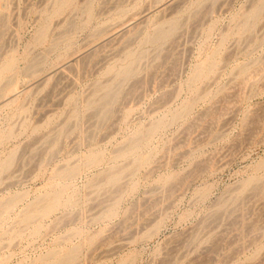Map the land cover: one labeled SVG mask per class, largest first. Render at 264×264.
<instances>
[{"label":"rangeland","instance_id":"374dc122","mask_svg":"<svg viewBox=\"0 0 264 264\" xmlns=\"http://www.w3.org/2000/svg\"><path fill=\"white\" fill-rule=\"evenodd\" d=\"M56 1L0 0V264H264V0Z\"/></svg>","mask_w":264,"mask_h":264},{"label":"bare ground","instance_id":"6f19581e","mask_svg":"<svg viewBox=\"0 0 264 264\" xmlns=\"http://www.w3.org/2000/svg\"><path fill=\"white\" fill-rule=\"evenodd\" d=\"M8 1H9V0H8ZM52 1H53V0H52ZM54 1H56V0H54ZM58 1H60V0H58ZM61 1H62L63 5H64L65 8H66V5H67V4H64V1H65V0H61ZM78 2H79V0H78ZM85 2H86V1H85ZM62 3H60V5H61ZM68 3L70 4V2H68ZM73 3H74V2H73ZM91 3H92V2H91ZM58 4H59V3H58ZM69 4H68V5H69ZM71 4H72V3H71ZM71 4H70V5H71ZM92 4H93V3H92ZM49 5H50V4H49ZM54 5H55V6L57 5V1H56V4L54 3ZM75 5H77V2H76ZM75 5H73V6H75ZM52 6H53V5H52ZM73 6H72V7H73ZM89 6H90V4H89ZM261 6H262V4H261ZM261 6H258L259 8L257 7L255 11H253V12L251 11L252 13L250 12V14H251V16H252L251 18L255 19L254 17H257V15H259V12H260L261 10H260L259 12H258L257 10H258V9H262ZM59 7H60V6H59ZM4 8H5V7H4ZM60 8H62V7H60ZM60 8H59V9H60ZM67 8H68V6H67ZM80 8H81V7H80ZM92 8H93V7H92ZM0 9H1V8H0ZM48 9H49V8H48ZM59 9H57V10H59ZM63 9H64V8H63ZM73 9H75V8H73ZM54 10H56V8H55ZM57 10H56V13H57ZM71 10H72V8H71ZM78 10H79V9H78ZM1 11H2V9H1ZM3 11H4V10H3ZM72 11H73V10H72ZM72 11H71V12H72ZM75 11H76V10H75ZM44 12H45V11H44ZM51 12H52V11H51ZM58 12H62V11L60 10V11H58ZM63 12H64V11H63ZM140 12H141V11H140ZM67 13L69 14V12H67ZM89 13H90V12H89ZM4 14H5V13H4ZM7 14H8V13H7ZM74 14H75V13H74ZM250 14H249V16H250ZM69 15H71V14H69ZM69 15H68V16H69ZM1 16H3V15H1ZM52 16H53V14H52ZM66 16H67V15H66ZM90 16H91V15H90ZM246 16H247V15H246ZM49 17H50V15H49ZM64 17H65V16H64ZM247 17H248V16H247ZM57 18H58V17H57ZM62 18H63V17H62ZM62 18H61V19H62ZM68 18H69V17H68ZM251 18L249 17V19H251ZM45 19H47V18H45ZM64 19H66V17H65ZM249 19H248V20H249ZM72 20H73V19H72ZM65 21H66V20H65ZM67 21H68V20H67ZM175 21H178V20H175ZM251 21H252V20H251ZM251 21H250V22H251ZM59 22H60V21H59ZM61 22H62V20H61ZM81 22H82V20H81ZM133 22H134V21H133ZM172 22H173V21H172ZM245 22H246V21H245ZM63 23H65V22H63ZM82 23H83V22H82ZM177 23H178V22H177ZM48 24H49V23H48ZM48 24H47V25H48ZM66 24H67V22H66ZM245 24H246V23H245ZM245 24H244L243 28L246 27V26L248 25V23L246 24V26H245ZM251 24H253V22H252ZM83 25H84V24H83ZM114 25H116V24H114ZM111 26H112V24H111ZM135 26H136V25H135ZM160 26H161V25H160ZM172 26L175 28V27L177 26L176 22H175V23H172ZM46 27H47V26H45V28H46ZM49 27H50V26H49ZM49 27H48V28H49ZM168 27H169V30H168V29H165L164 26H163V27L161 26V27H159V29H157L158 31H156V33H157V35H156V40H157L158 38H159L160 40H161V38L164 39L167 35H168V36L170 35L169 33L173 30V27H171L172 30H170V25H169ZM43 28H44V27H43ZM43 28H42V29H43ZM45 28H44V29H45ZM56 28H59V27L57 26ZM56 28H55V29H56ZM106 28H107V27H106ZM115 28H116V27H115ZM131 28H132V27H131ZM246 28H247V27H246ZM246 28H244V29H246ZM110 29H111V28H110ZM59 30H60V29H59ZM64 30H65V29H64ZM133 30H134V29H133ZM133 30H132V31H133ZM175 30L177 31V28H176ZM44 31H46V33L49 32V30H44ZM47 31H48V32H47ZM54 31H56V30H54ZM65 31H66V30H65ZM107 31H108V30H107ZM41 32H43V31H41ZM126 32H127V31H126ZM173 32H174V30H173ZM63 33H64V32H63ZM63 33H62V34H63ZM54 34H55V33H54ZM58 34H59V36L62 37V34H60V33H58ZM70 34H71V32H70ZM40 35H42V34L40 33ZM55 35H56V34H55ZM44 36H45V35H44ZM63 36H64V35H63ZM153 36H154V35H153ZM168 36H167V37H168ZM42 37H43V36H42ZM47 37H48V36H47ZM47 37H46V38H47ZM154 37H155V36H154ZM154 37H153V38H154ZM62 38H63V37H62ZM42 39H43V38H42ZM68 39H69V38H68ZM70 39H71V38H70ZM154 39H155V38H154ZM56 40H57V39H56ZM60 40H61V39H60ZM156 40H154V41H156ZM64 41H65V40H64ZM158 41H159V40H158ZM41 42H42V41H41ZM17 63H18V62H17ZM14 64H15V62H9V64H8L4 69H5V70H14V66H15ZM66 64H67V63H66ZM69 64H70V63H69ZM69 64H68V65H69ZM214 64H215V63H214ZM214 64H212V66H213ZM70 65H71V64H70ZM129 65H130V64H129ZM129 65H127V66H126L127 68H125V69H124V67H123V70H124V71H121V72H122V73H123V72H124V73H128V72H130V69H131L132 66H129ZM132 65H133V64H132ZM210 65H211V64H210ZM63 66H64V65H63ZM63 66H62V67H63ZM128 66H129V67H128ZM207 66H208V65H207ZM3 67H4V66H3ZM15 67H16V66H15ZM62 67H61V68H62ZM197 67H198V66H197ZM202 67H203V65H202ZM202 67L200 66L201 70H203ZM214 67H215V66H214ZM214 67H213V68H214ZM65 68H66V67H65ZM65 68H63V69H65ZM205 68H206V67H205ZM208 68H210V69H209L210 71H207V70H206V72H212V71H213V69H211L212 67L209 66ZM132 69H133V68H132ZM201 70H200V72H203V71H201ZM204 70H205V69H204ZM211 70H212V71H211ZM3 72H4V71H3ZM199 74H201V73H199ZM199 74H198V75H199ZM206 74H209V73H206ZM4 75H5V74H4ZM125 75H127V74H125ZM201 75H202V74H201ZM14 76H15V75H14ZM199 76H200V75H199ZM199 76H198V77H199ZM12 77H13V76H12ZM194 77H195V76H194ZM198 77H197V78H198ZM0 78H1V77H0ZM4 79H7V78H4ZM194 81H195V80H194ZM2 82H3V79H2ZM2 82H1V84H0L1 87L7 86V85H2ZM14 82H15V81H14ZM5 83H6V82H5ZM3 84H4V82H3ZM9 84H10V83H9ZM9 84H8V86H9ZM13 84H14V83H13ZM11 85H12V83H11ZM11 85H10V86H11ZM8 86H7V87H8ZM10 86H9V87H10ZM7 87H6V88H7ZM12 87H13V86H12ZM110 88H111V87H110ZM0 89L2 90V88H0ZM11 89H12V88L10 87V91H11V94H12L13 91H12ZM13 89H15V88H13ZM3 90L5 91V90H8V89H3ZM3 90H2V92H3ZM16 91H17V90H16ZM6 92H7V91H6ZM111 92H112V91H111ZM111 92H108V93L104 92V93H106L105 96L107 95L105 98L110 97V95H111L110 93H111ZM113 92H114V91H113ZM113 92H112V93H113ZM3 93H4V92H3ZM15 93H16V92H15ZM104 93H103V94H104ZM4 94H5V93H4ZM7 94H9V91H8ZM13 94H14V93H13ZM115 95H116V94H115ZM4 96L7 97L6 94H5ZM10 96H11V95H10ZM6 97H5V98H6ZM113 97H114V96H113ZM7 98H8V97H7ZM1 99H2V98H1ZM1 99H0V100H1ZM100 99H102V98H100ZM108 99L111 100V98H108ZM3 100H4V99H3ZM13 101H14V100H13ZM104 101H105V100H104ZM107 101L109 102V100H107ZM10 102H11V101H10ZM10 102H9V103H10ZM9 103H7V104H9ZM101 104H102V103H101ZM5 105H6V104H5ZM103 106H104V105H103ZM105 106H106V105H105ZM107 108H108V107H107ZM106 110H107V109H106ZM158 124H159V123H158ZM159 126H160V124H159ZM159 126L157 125L156 127H159ZM156 127L154 126L153 128H156ZM153 128H152V129H153ZM152 129H151V130H152ZM153 130H154V129H153ZM139 139H140V138H139ZM133 146H134V145H133ZM117 179H118L117 176H112V177L110 178L111 181H116ZM54 184H55V183H54ZM57 184H59V183H57ZM53 186H54V185H53ZM55 186H56V185H55ZM54 188H55V187H54ZM59 188H60V187H59ZM52 189H53V187H52ZM55 189H56V188H55ZM60 189H61V188H60ZM60 189H59V190H60ZM51 191H52V190H51ZM51 191H50V193H49L48 195H50V194L54 195ZM55 192H56V191H54V193H55ZM57 193H58V196H57V197H53L52 199H50V201H49L48 199H46V200H48L49 203L46 202V203H47V206H45L46 204L44 203V206H45V207L42 206V207H44L43 209H41L42 211L37 210V208H35V209H36L37 211H39V213L43 212L44 214L49 213L53 208L55 209V208H56L55 206H56L57 203H58V198L62 195L61 192L59 193V191H58ZM46 194H47V193H46ZM55 194H56V193H55ZM59 194H61V195H59ZM45 196H46V198H47V195H45ZM50 196H51V195H50ZM50 196H49V197H50ZM54 196H55V195H54ZM49 197H48V198H49ZM44 198H45V197H44ZM42 200H43V199H42ZM42 200H41V201H42ZM59 200H60V199H59ZM11 201H12V200H11ZM5 203H6V202H5ZM5 203H4V204H5ZM1 204H2V203H0V208H2V206L4 207V204H2V205H1ZM38 204H39V203H38ZM6 205H8V204L6 203ZM6 205H5V206H6ZM6 207H7V206H6ZM6 207H5V209H7ZM10 207H11V206H10ZM38 207H40V206H38ZM8 209H9V208H8ZM8 209H7V210H8ZM39 209H40V208H39ZM109 209H110V208H109ZM2 210H3V208H2ZM36 210H35V212H36ZM0 211H1V210H0ZM1 212L3 213V211H1ZM4 212H7V211L5 210ZM2 213H1V214H2ZM37 213H38V212H37ZM41 214H42V213H41ZM1 216H2V215H0V217H1ZM3 216H4V215H3ZM28 217H29V216H28ZM0 219H1V218H0ZM0 221H1V220H0ZM61 250H62V249H61ZM78 250L80 251V249H78V247H74V248H72L70 251H68V252H66V253H63V254H61V253H57V252L54 253V251H53L52 253H54V254L52 255V257L48 258V259H50V262L47 263V262H48V261H47L48 259H47V260H46L47 262L43 261L42 264H44V262H45V264H73V263L75 262L77 256H79V255H77ZM55 251H56V250H55ZM52 253H51V254H52ZM79 253H80V252H79ZM46 258H47V257H46ZM46 258H45V259H46ZM52 258H53V259H52ZM45 259H44V260H45Z\"/></svg>","mask_w":264,"mask_h":264}]
</instances>
